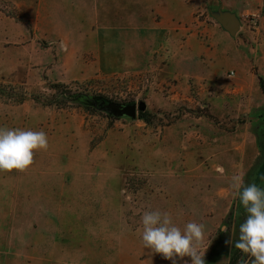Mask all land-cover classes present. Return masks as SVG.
<instances>
[{
    "label": "rangeland",
    "instance_id": "374dc122",
    "mask_svg": "<svg viewBox=\"0 0 264 264\" xmlns=\"http://www.w3.org/2000/svg\"><path fill=\"white\" fill-rule=\"evenodd\" d=\"M75 1L62 0L63 17L70 10L69 4ZM88 2L96 5L98 0ZM206 8L209 14L232 13L231 6H221L217 0L211 1ZM0 10L16 16V6L11 0H0ZM246 10H250L248 6H241L235 13L237 18ZM263 13L264 9L262 16ZM62 41L80 44L79 39L62 38ZM53 42L48 37L45 39L48 59L55 45ZM91 59L83 55L85 64L91 65ZM54 63L47 62V68L33 77L14 70L9 73L11 77L0 79L1 124L16 129L27 122V112L35 110L42 111V116L45 111L62 114L76 111L84 117L90 131L89 145L95 156L106 157L109 152V158L116 162L124 158L127 164L135 161L139 165L126 168L125 177L120 181L88 184L90 197L67 199L70 203L64 206L54 246L62 259L40 263L24 261L19 256L23 248L20 243L27 232L9 215L12 201L17 204L20 200L9 197L15 189L17 172L0 171V264H171L160 254L146 249L141 239L142 214L146 211L166 213V206L174 207L168 214L177 227L183 229L189 222L204 225L201 250L206 251L205 264H242L247 259L244 254L233 244L226 243L238 237V226L245 218L244 209L233 198L231 178L242 173L246 184L264 188V80L259 76L260 97L231 98V113L220 120L213 114L208 100L199 97L193 86L186 90L184 97H171L176 91V81L167 78L165 72L149 67L140 72L104 75L90 69L87 74L72 79L64 57L52 67ZM254 72L261 75L264 70H258L255 65ZM103 100L119 104L142 103L145 119L139 118V112L135 119L114 117L99 109ZM213 107L219 110L217 105ZM213 125L223 127V131L207 136L206 143L219 136L215 141H222L229 145L228 148H181L173 143L177 137L175 132L191 128L199 131ZM169 126L171 130H167ZM164 131L171 133L167 154V145L161 142ZM123 132L128 133L126 150L122 144L124 138L120 139ZM108 136L110 142L103 145ZM203 137L205 135L196 141L202 142ZM156 150L159 158L153 155ZM181 153V157L199 161L198 165L156 167L155 161L159 162L160 157L166 161V157H179ZM200 161L204 163L199 165ZM217 166L224 169L222 174L216 171ZM168 168L176 177L170 182L157 180L156 173H165ZM122 222L126 223L125 229ZM221 224L228 226L229 232L220 231ZM233 225L237 228L236 236L232 234ZM184 259L190 264V258Z\"/></svg>",
    "mask_w": 264,
    "mask_h": 264
},
{
    "label": "crops",
    "instance_id": "0c3cea01",
    "mask_svg": "<svg viewBox=\"0 0 264 264\" xmlns=\"http://www.w3.org/2000/svg\"><path fill=\"white\" fill-rule=\"evenodd\" d=\"M11 1L16 6V16L0 10L1 80L11 77L9 73L14 70L33 77L47 68V62L54 61V67L64 57L72 79L90 69L104 75L140 72L149 67L165 72L167 78L176 81V91L171 97H184L193 86L199 97L208 100L220 120L231 113V98L260 97L259 76L264 80V72L257 75L254 66L264 70V13L258 32L239 28L232 36L207 12L206 7L213 0H98L96 5L88 2L93 0H77L69 4L70 10L64 17L62 0ZM217 1L221 6H231L229 11L233 14L241 6L264 9V0ZM47 37L55 43L50 59L45 47ZM62 38L79 39L80 44L76 41L69 44ZM83 55L91 56V65L85 64ZM40 114V110L27 112V122L17 128L44 131L48 146L34 151L33 163L28 168L15 170V189L9 193V197L20 199L17 204L12 201L10 218L21 223L27 232L20 243L23 248L19 256L24 261L39 263L62 259L54 246L64 206L70 203L67 199L87 198L88 184L120 181L126 168L139 165L135 161L127 164L124 158L116 162L109 158V152L106 157L95 156L89 145L90 131L84 117L76 111ZM1 122L0 127H4ZM222 129L213 125L199 131L182 130L175 132L173 143L181 148H228L222 141H215L219 136L206 143L207 136ZM126 134L123 132L120 137L124 138L125 150ZM164 134L161 142L167 145V154L171 133L164 131ZM201 135H205L203 141H196ZM108 142L109 136L103 145ZM182 154L175 158L168 156L166 161L160 157L159 162L155 161L156 167L198 165L199 161L181 157ZM153 155L159 158L157 150ZM203 163L200 161L199 165ZM168 171L156 173V179L172 181L176 175L169 168ZM166 208V213L174 210L173 206ZM121 224L125 229L126 223Z\"/></svg>",
    "mask_w": 264,
    "mask_h": 264
},
{
    "label": "clouds",
    "instance_id": "9594fccd",
    "mask_svg": "<svg viewBox=\"0 0 264 264\" xmlns=\"http://www.w3.org/2000/svg\"><path fill=\"white\" fill-rule=\"evenodd\" d=\"M47 135L44 131L30 129H9L0 127V171L25 170L33 163V153L46 149ZM217 172L224 169L217 166ZM234 200L244 209L245 218L238 226V237L228 240L247 259L242 264H264V188L256 184H246L242 173L231 178ZM142 243L146 249L160 254L171 264H205L206 251L201 250L205 238L203 224L189 222L183 229L177 227L168 213L146 211L141 216ZM219 230L229 232L228 226L221 224ZM237 228L232 226L236 236Z\"/></svg>",
    "mask_w": 264,
    "mask_h": 264
},
{
    "label": "water",
    "instance_id": "95a60500",
    "mask_svg": "<svg viewBox=\"0 0 264 264\" xmlns=\"http://www.w3.org/2000/svg\"><path fill=\"white\" fill-rule=\"evenodd\" d=\"M216 21L221 24V26L229 32L230 35L234 36L239 30V19L233 13H222L218 11L213 14ZM99 109L104 110L110 115L120 118L126 117L130 119H135L138 112L145 111L144 104L128 103V104H119L112 103L108 101H102L99 104Z\"/></svg>",
    "mask_w": 264,
    "mask_h": 264
},
{
    "label": "built area",
    "instance_id": "2783aa9c",
    "mask_svg": "<svg viewBox=\"0 0 264 264\" xmlns=\"http://www.w3.org/2000/svg\"><path fill=\"white\" fill-rule=\"evenodd\" d=\"M239 28H243L249 32L256 33L260 27V21L262 19V9L255 8L253 10H246L240 13L239 16ZM231 74V73H230Z\"/></svg>",
    "mask_w": 264,
    "mask_h": 264
},
{
    "label": "trees",
    "instance_id": "16d2710c",
    "mask_svg": "<svg viewBox=\"0 0 264 264\" xmlns=\"http://www.w3.org/2000/svg\"><path fill=\"white\" fill-rule=\"evenodd\" d=\"M259 81H261L260 80V78H259ZM59 87H62V88H66L65 86H63V85H58ZM70 98H72V97H70ZM76 98H80V97H76ZM75 99V98H74ZM73 99V100H74ZM22 100V98L21 99H19L18 101H21ZM88 108H91V107H89V106H87ZM139 118L140 119H145V111H142V112H139Z\"/></svg>",
    "mask_w": 264,
    "mask_h": 264
}]
</instances>
